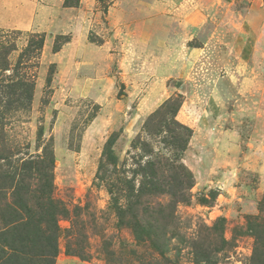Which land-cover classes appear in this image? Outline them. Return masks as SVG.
<instances>
[{"label": "rangeland", "instance_id": "rangeland-1", "mask_svg": "<svg viewBox=\"0 0 264 264\" xmlns=\"http://www.w3.org/2000/svg\"><path fill=\"white\" fill-rule=\"evenodd\" d=\"M65 1L0 0L22 19L0 26L17 47L9 62L29 32L46 38L33 101L0 113V166L53 150L55 197L69 211L55 264H251L249 220H264V61L239 56L251 0ZM156 155L179 156L194 180L154 240L139 242L119 209L126 180ZM161 195L150 204L168 203Z\"/></svg>", "mask_w": 264, "mask_h": 264}, {"label": "trees", "instance_id": "trees-1", "mask_svg": "<svg viewBox=\"0 0 264 264\" xmlns=\"http://www.w3.org/2000/svg\"><path fill=\"white\" fill-rule=\"evenodd\" d=\"M65 2L68 6H76L79 0ZM28 36L27 44L19 53L16 63L9 61L17 47L0 40V71L12 73L8 78H0L1 115L33 101L35 82L31 68L40 60L46 38L44 33L29 32ZM59 48L56 41L54 50ZM180 126L191 130L182 124ZM169 131L172 132L170 128ZM181 141L180 134H171L170 144L174 149H183ZM173 159L174 162L167 163L160 155H156L154 159L145 161L141 180H126L129 193L126 194L127 205L119 209L120 223L128 227L139 242L154 240L161 229L157 218L162 222L173 217L175 205L186 201L183 191L193 185V174H182L183 169L177 170L179 167L175 165L179 156ZM6 160H9L8 157ZM163 163L175 172H170L168 176L164 172L159 173L158 165ZM54 166V152L47 148L42 154L22 158L17 164L5 163L0 166V200L3 202L0 264H55L62 231L59 222L62 217L69 215V211L55 197ZM166 193L170 196L168 203H161L159 207L150 204L151 196ZM128 212L132 217L124 219ZM248 229L256 240L251 264H264V220H249ZM83 250L69 246L68 252L86 259L88 255Z\"/></svg>", "mask_w": 264, "mask_h": 264}, {"label": "crops", "instance_id": "crops-1", "mask_svg": "<svg viewBox=\"0 0 264 264\" xmlns=\"http://www.w3.org/2000/svg\"><path fill=\"white\" fill-rule=\"evenodd\" d=\"M3 11L5 13L4 15ZM8 21L14 24L19 21L22 22V19L20 14L15 11H7L5 8L1 10L0 7V26H8ZM245 22L249 32L238 37L242 45L239 56L242 57V60L244 58L249 59L251 55L255 59L258 58L264 61V0L250 1L245 14ZM256 67L257 66L254 65L253 70H256ZM242 68V66H239V71H241ZM258 69L259 67L257 70Z\"/></svg>", "mask_w": 264, "mask_h": 264}]
</instances>
